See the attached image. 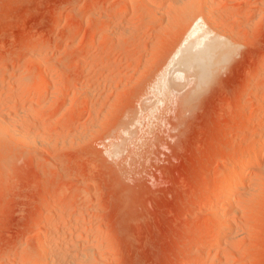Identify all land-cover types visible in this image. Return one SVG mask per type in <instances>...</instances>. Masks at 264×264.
<instances>
[{
	"label": "rangeland",
	"instance_id": "rangeland-1",
	"mask_svg": "<svg viewBox=\"0 0 264 264\" xmlns=\"http://www.w3.org/2000/svg\"><path fill=\"white\" fill-rule=\"evenodd\" d=\"M202 2L0 0V116L19 132L0 127V264L41 259L44 231L70 245L56 248L67 264H264V155L246 169L228 239L213 198L239 153L259 155L264 0ZM196 15L209 38L235 42L197 91L177 62ZM23 72L51 88L17 110Z\"/></svg>",
	"mask_w": 264,
	"mask_h": 264
},
{
	"label": "bare ground",
	"instance_id": "bare-ground-1",
	"mask_svg": "<svg viewBox=\"0 0 264 264\" xmlns=\"http://www.w3.org/2000/svg\"><path fill=\"white\" fill-rule=\"evenodd\" d=\"M188 1H190V0H188ZM203 0H201V2H202ZM210 1L212 2L213 0H204L203 2L205 3H201L202 5H207V6H209L210 5ZM134 2V1H133ZM161 1H159V3H160ZM195 2V1H194ZM131 3V2H130ZM165 3V2H164ZM191 3V2H190ZM198 3H199V1H198ZM129 4V3H128ZM186 4V3H185ZM155 5H157V4H155ZM193 5V4H192ZM212 5V4H211ZM120 6V5H119ZM131 6V5H130ZM194 6V5H193ZM195 6H196V3H195ZM198 6H199V4H198ZM198 6H196V7H198ZM157 7V6H156ZM189 7V6H188ZM203 9H204V6L202 7ZM213 8V7H212ZM122 9V8H121ZM133 9V8H132ZM157 9V8H156ZM209 9V10H208ZM194 10H195V8H194ZM198 10H199V7H198ZM206 10H208V12L206 11ZM205 11H206V18L207 19H214V18H211V17H213V15L211 16V14H212V11L210 10V8L208 7L207 9H206ZM187 11V10H186ZM124 12V11H123ZM133 12H134V9H133ZM194 12V11H193ZM197 12V11H196ZM201 12H203V10L201 11ZM118 13V12H117ZM135 13V12H134ZM134 13H132V14H134ZM190 14V13H189ZM220 14V13H219ZM97 15V14H96ZM193 15H195V14H193ZM197 15H199V13L197 14ZM195 16V20L194 21H192V23H193V25H192V27H191V31H189V35H188V39L186 40V42L184 43V45H182V47H180L179 48V51H177L178 53H177V62H178V65H179V68H180V70H179V72L180 73H185V75L187 74V76H189L190 78L192 77V76H194L193 78H195L196 77V79H197V89H196V91L198 90V88H199V90H200V87L203 85V83L204 82H206L205 84H207V82L210 80H208V81H206L212 74H213V72L214 73H216V71H217V69H219L218 67L220 66V65H225V64H223L226 60H227V58L229 57V56H231L230 54L233 52V48H232V46L233 45H231L232 43L231 42H228V41H226V40H222V36L221 35H218V37H213L212 36V38H209L208 37V32H206L207 30V25H206V23L205 22H203V20H204V14L202 13L201 15H203V17L201 16V17H199V16ZM94 16V15H93ZM186 16H188V15H186ZM211 16V17H210ZM134 17V16H133ZM209 17V18H208ZM215 17V16H214ZM99 18V17H98ZM119 18V17H118ZM205 18V19H206ZM115 19V18H114ZM191 19V18H190ZM210 19H209V21H210ZM193 20V19H192ZM99 21V20H98ZM131 21V20H130ZM207 21V20H206ZM215 20H213V23H210V24H213V26H215V22H214ZM208 22V21H207ZM212 22V21H211ZM222 22V21H221ZM189 23H191V22H189ZM209 23V22H208ZM216 24H217V22H216ZM99 25V24H98ZM191 25V24H190ZM222 25V24H221ZM220 25V26H221ZM212 26V25H211ZM219 26V27H220ZM224 26V25H223ZM222 26V27H223ZM209 27V26H208ZM216 27V26H215ZM222 27H220V28H222ZM97 28V27H96ZM102 28V27H101ZM188 28H189V26H188ZM206 28V29H205ZM224 28V27H223ZM210 29H212L211 27H210ZM226 29V28H225ZM206 30V31H205ZM213 30V29H212ZM215 30V29H214ZM214 30L213 31H211V34H212V32H214ZM102 31V30H101ZM187 31V30H186ZM218 32V31H217ZM99 33V32H98ZM214 34H216V33H214ZM223 35V34H222ZM219 36H221L220 38H219ZM224 37V36H223ZM224 39V38H223ZM226 39V38H225ZM235 43V42H234ZM233 43V44H234ZM236 45V44H235ZM236 47H237V45H236ZM237 49V48H236ZM235 49V47H234V50H236ZM232 54H234V53H232ZM176 56V55H175ZM175 56H174V59H175ZM38 58V57H37ZM174 61V60H173ZM39 64V63H38ZM176 65H177V63H176ZM40 66V65H39ZM43 66V65H42ZM221 66V67H222ZM6 67V66H5ZM41 67V66H40ZM43 68V67H42ZM224 68V67H223ZM223 68H221L222 70H223ZM174 70V69H173ZM177 70V69H176ZM178 71V70H177ZM220 71V70H219ZM28 72V71H27ZM170 72V71H169ZM18 73V72H17ZM18 76V79H19V83L21 84H26L27 86H26V88L25 89H20L19 91H18V98L17 99H15V100H13L12 101V103H11V105L13 106V107H16V109L18 108L17 106H21V104L23 103V101H25V99H27V98H32L33 100H34V98L35 99H39V101H40V99H41V101H42V99H43V97L45 98V96L47 95V93L49 92V89L51 88L50 87V84H49V82L48 81H46V83L48 82V84H41L40 83V80L42 79L41 78V75L39 76V77H37V79L36 78H32V76H31V74H25L24 72L23 73H19V74H17ZM177 75H178V73H177ZM182 75H184V74H182ZM184 75V76H185ZM258 75V74H257ZM263 75V74H262ZM168 76V75H167ZM213 76V75H212ZM260 76V75H259ZM170 77V76H169ZM176 77H178V76H176ZM175 77V78H176ZM211 78V77H210ZM189 80V79H188ZM195 80V79H194ZM260 80V79H259ZM163 81L164 80H162V84H163ZM167 81V80H166ZM258 81V80H257ZM18 82V81H17ZM44 82H45V80H44ZM171 83H174V80H173V82H171ZM258 83V82H257ZM23 84V85H24ZM159 84V83H158ZM165 84V83H164ZM168 84V86H169V83H167ZM167 84L166 85H164L165 87H166V89L168 88V86H167ZM255 84V83H254ZM258 85V84H257ZM171 86V85H170ZM195 86V85H194ZM204 86V85H203ZM254 86V85H253ZM63 87V86H62ZM164 87V88H165ZM173 87H175V86H173ZM260 87V86H259ZM258 87V88H259ZM22 88H24V86L22 87ZM160 88H161V86H160ZM54 89V88H53ZM169 90L171 89V87L170 88H168ZM13 90V89H12ZM160 90V89H159ZM51 91V90H50ZM55 91V90H54ZM59 92H57V95L54 97L56 100H60L64 95H63V91L64 90H61V89H59L58 90ZM161 91V90H160ZM191 91V90H190ZM194 92V91H193ZM252 92V91H251ZM15 93H16V91H15ZM54 93V92H53ZM3 94V93H2ZM1 93H0V103L2 102L1 100H2V95ZM160 94H162V92L160 93ZM190 94V93H189ZM250 95V94H249ZM16 96V97H17ZM53 96V95H52ZM75 97V96H74ZM53 98V97H52ZM53 98V99H54ZM63 98H65V97H63ZM54 99V100H55ZM254 99V98H253ZM252 99V100H253ZM10 100H11V98H10ZM53 100V101H54ZM55 100V101H56ZM255 100V99H254ZM257 100V101H256ZM255 101V108L256 109H261V110H263L264 111V96L262 97L261 96V98H257ZM31 101V100H30ZM242 101V100H241ZM11 102V101H10ZM9 102V103H10ZM42 104V103H41ZM183 105V104H182ZM9 106H10V104H9ZM45 106V105H44ZM47 106V105H46ZM52 106V105H51ZM11 107V106H10ZM242 107V106H241ZM43 108V107H42ZM47 108V107H46ZM247 109V108H246ZM18 110V109H17ZM41 110H45L44 108L43 109H41ZM47 110V109H46ZM255 110V109H254ZM15 111V110H14ZM252 111V110H251ZM258 113V112H257ZM2 116H4V115H2ZM23 118V117H22ZM254 118V117H253ZM28 119H30V118H28ZM251 119H252V116H251ZM255 119H257V118H255ZM8 121H10V120H7V119H5V116L4 117H1L0 116V127L2 128V129H5V130H7L6 132L7 133H11L10 135H14V137H15V135H17V137L16 138H18V135H19V132L18 131H15L13 128H15L16 129V127H13L15 124H11V122H8ZM13 121H14V119H13ZM12 121V122H13ZM30 121V120H29ZM244 121V120H243ZM16 122V121H15ZM19 122H20V120H19ZM9 123V124H8ZM14 123V122H13ZM25 123V122H24ZM244 123V122H243ZM242 123V124H243ZM251 123V122H250ZM259 123V122H258ZM264 123V122H263ZM254 124H255V122H254ZM13 125V126H12ZM253 125V124H252ZM11 126V127H10ZM255 126V125H254ZM13 127V128H12ZM259 127V126H258ZM0 128V129H1ZM22 128V127H21ZM25 128V127H24ZM30 128V127H29ZM26 129H27V127H26ZM238 129V128H237ZM241 129V128H240ZM259 129V128H258ZM18 130V129H17ZM3 131V130H2ZM2 131H0V134L2 133ZM4 132V131H3ZM21 132V131H20ZM240 132V131H239ZM244 132V131H243ZM257 132H259V134H260V137L258 138V152H255L256 154H259V155H255L254 154V152L252 153V154H249L248 153V155H249V157H248V159H247V161H246V158L244 157L243 159H241V157H243V155H245V153H243L242 151V153L240 154H238L237 156H238V159H235V160H233V162L232 163H230V165L228 166V167H226L219 175H217V178L216 179H218L219 181H222L223 182V184L220 186V188L219 189H217L218 191H214L215 193H214V196H213V198H215V200H217V202H219L218 204H220L219 206H220V209H219V215L220 216H218V214H217V212H216V215H217V218H221L220 219V222H222V224L224 225L222 228L224 229L223 230V234H222V236H223V238H227V236L229 237V235H233L234 234V232H233V229H232V226H233V223H235V219H234V221L231 219V217H229V214H230V212L234 209V205H235V202H237V198H239V194L242 192V190H243V188L245 187V186H247L246 185V182H248V181H246L247 180V168H250L251 170H253V172H254V169H256V167L258 166V164H259V161H260V158H261V156H263L264 155V127H261ZM247 133V132H246ZM29 134V133H28ZM33 134V133H32ZM9 135V136H10ZM26 135V134H25ZM20 136H21V134H20ZM19 136V137H20ZM34 136V135H33ZM240 136V135H239ZM1 137V136H0ZM23 137V139H24V136H22ZM29 137V136H28ZM245 137V136H244ZM26 138H27V136H26ZM242 138V137H241ZM254 139V138H253ZM30 140H31V138H30ZM37 140V139H36ZM251 140V139H250ZM239 141V140H238ZM237 141V142H238ZM249 141V140H248ZM21 142V141H20ZM236 142V141H235ZM247 142V141H246ZM36 143H37V141H36ZM247 143H249V142H247ZM256 143V142H255ZM43 144V143H42ZM245 144V143H244ZM252 144V143H251ZM241 145V144H240ZM253 145H255L254 143H253ZM257 145H255V146H257ZM35 147V146H34ZM251 147V146H250ZM254 147V146H253ZM249 150H250V148H249ZM235 152V151H234ZM244 152H246V150L244 151ZM251 152V151H250ZM228 154V153H227ZM247 154V153H246ZM234 155V154H233ZM247 155V156H248ZM224 156V155H223ZM225 157V156H224ZM234 158H236V157H234ZM241 159V160H240ZM242 160H245V161H242ZM261 162V161H260ZM261 164V163H260ZM227 165V164H226ZM261 166V165H260ZM224 168V167H223ZM249 170V169H248ZM257 170V169H256ZM263 170V169H262ZM256 172V171H255ZM256 174V173H255ZM259 174V173H258ZM257 174V175H258ZM256 175V176H257ZM255 176V177H256ZM252 177V176H251ZM250 177V178H251ZM249 180V179H248ZM259 180V179H258ZM216 181V180H215ZM255 182H257V181H255ZM217 183V182H216ZM219 183V182H218ZM259 183H262V181L261 182H259ZM258 183V184H259ZM261 185L262 184H260V187H261ZM264 185V184H263ZM210 186V185H209ZM215 186V185H214ZM217 188H218V185H217ZM255 188V187H254ZM210 190V192H211V189H209ZM208 190V191H209ZM215 190V189H214ZM244 190H245V188H244ZM248 190V189H247ZM249 191V190H248ZM252 191H255V190H252ZM251 192V191H250ZM255 193V192H254ZM209 192H208V197H209ZM262 194V193H261ZM206 195V194H205ZM239 195V196H238ZM254 195V194H253ZM262 196H264V195H262ZM261 196V197H262ZM210 197H212V194H211V196ZM241 197V196H240ZM211 200V199H210ZM213 200V199H212ZM239 200V199H238ZM209 201H207V203H208ZM213 202V201H212ZM240 202V201H239ZM256 202V201H255ZM210 203V202H209ZM216 203V202H215ZM238 203V202H237ZM242 204V203H241ZM258 204V203H257ZM238 205V204H237ZM54 206V205H53ZM210 207V206H209ZM258 207V206H257ZM260 207V206H259ZM237 208H239V207H237ZM236 208V209H237ZM244 208H245V206H244ZM253 208V207H252ZM58 209H59V207H58ZM210 209V208H209ZM208 209V210H209ZM214 209V208H213ZM218 209H217V211H218ZM53 210V209H52ZM57 210V209H56ZM211 210V209H210ZM239 210V209H238ZM237 210V211H238ZM257 211H259V210H257ZM261 211V210H260ZM208 212V211H207ZM211 212H212V210H211ZM240 213V212H239ZM245 213V212H244ZM235 215V214H234ZM241 215H242V213H241ZM243 216V215H242ZM248 216V215H247ZM254 216H256V215H254ZM259 216V215H258ZM232 218H235V217H232ZM232 220V221H231ZM50 221V220H49ZM246 222H248L247 220H245ZM251 221H253V219L251 220ZM250 221V222H251ZM206 222V221H205ZM219 222V223H220ZM233 222V223H232ZM255 222V221H254ZM48 223V222H47ZM74 223V222H73ZM78 223V222H77ZM202 223H204V222H201V224L200 225H202ZM237 223V222H236ZM64 224H67V222L66 223H64ZM210 224V223H209ZM216 224H217V222L216 223H214V221H213V223H211L210 225H208L209 226V229L213 232L214 230H215V228H216ZM221 224V223H220ZM221 224V225H222ZM242 224V223H241ZM43 225V224H42ZM50 225V224H49ZM72 225V224H71ZM219 225V224H218ZM67 226V225H66ZM72 226H75L74 224L72 225ZM207 226V227H208ZM46 227V226H45ZM44 227V228H45ZM65 227V226H64ZM218 227V226H217ZM234 227V226H233ZM243 227V226H242ZM241 227V228H242ZM76 229H79L80 227H79V224L75 227ZM221 228V229H222ZM40 229H42L41 227H40ZM82 230H80V234H79V236L77 235V239H78V241H79V239L80 240H82V238H83V240L85 241L86 239L88 240V239H90V237H91V232L90 233H87L85 230H83L84 228H81ZM49 230H51V229H49ZM241 230V229H240ZM64 231V230H63ZM74 231V230H73ZM245 231V230H244ZM70 232V231H69ZM207 232V231H206ZM220 232V231H219ZM238 232H240V231H238ZM238 232H237V234H238ZM71 233V232H70ZM74 233H75V231H74ZM243 233V232H242ZM255 233V232H254ZM66 234V233H65ZM256 234V233H255ZM72 235V234H71ZM253 235V234H252ZM251 235V236H252ZM52 236V235H51ZM50 236V237H51ZM67 237H68V235H66ZM218 236V235H217ZM70 237V236H69ZM68 237V238H69ZM75 237V236H74ZM212 237H214V236H212ZM212 237H210V238H212ZM220 237V236H219ZM52 238V237H51ZM53 238H54V236H53ZM60 238V237H59ZM218 238V237H217ZM230 238V237H229ZM232 238V237H231ZM235 238V237H234ZM71 239V238H70ZM228 239V238H227ZM238 239V238H237ZM55 240H56V238H55ZM58 240V239H57ZM57 240H56V243H58L57 242ZM60 240V239H59ZM74 240V239H73ZM76 240V239H75ZM213 240V239H212ZM224 240V239H223ZM51 239H49V236L47 235V232H45L44 231V234L41 236V239H40V243H39V248L38 249H40V250H42V253L44 252V256L41 258V259H37V258H35L33 255H32V253H30V252H25L24 251V253L22 254V260H21V262L20 261H18V262H20L19 264H59L60 262L61 263H63L62 261H64V259H65V257L64 256H62V258H63V260L61 259V253H59V252H57V250H58V248H59V246L62 248V246H65V245H59L58 246V248L54 245V247H53V243L51 244ZM62 241H63V239H62ZM52 242H55V241H52ZM61 242V241H60ZM224 242V241H223ZM230 242V241H229ZM241 242V241H240ZM218 243V242H217ZM221 243V242H220ZM225 243V242H224ZM64 244H65V242H64ZM77 244V243H76ZM228 244V243H227ZM233 244V243H232ZM66 245H68V244H66ZM212 245V244H211ZM230 245V244H229ZM70 245H68V246H65V247H69ZM56 248H57V250H56ZM61 248H60V252H62L61 251ZM215 248H216V246H215ZM68 249V248H67ZM30 250V249H29ZM62 250H63V248H62ZM83 250H84V248H83ZM229 250V249H228ZM235 250H237V249H235ZM234 250V252H236ZM23 251V250H22ZM92 251V250H91ZM213 251V250H212ZM75 252H77V251H75ZM63 253V252H62ZM77 253H79V252H77ZM76 253V255H79V254H77ZM86 253V252H85ZM237 253V252H236ZM95 254V253H94ZM75 255V254H74ZM73 255V256H74ZM82 255V254H81ZM84 255V254H83ZM85 255H87V254H85ZM226 255V254H225ZM224 255V256H225ZM18 256V255H17ZM68 256V255H67ZM72 256V255H71ZM72 256V257H73ZM209 256V255H208ZM229 256V255H228ZM235 256V255H234ZM4 257V256H3ZM75 257V256H74ZM210 257V256H209ZM19 258V257H18ZM71 258V257H70ZM77 258V257H76ZM80 258V257H79ZM81 258H82V256H81ZM93 258V257H92ZM211 258V257H210ZM213 258V257H212ZM71 259H73V258H71ZM205 259V258H204ZM4 260V259H3ZM62 260V261H61ZM70 260V259H69ZM76 260V259H75ZM75 260H73L74 262H75ZM77 260H78V258H77ZM227 260V259H226ZM65 261L67 262V260L65 259ZM64 261V264H67L66 262ZM72 261V260H71ZM87 261V260H86ZM229 261V260H228ZM68 262H70V261H68ZM73 262V263H74ZM78 262V261H77ZM82 262V261H81ZM89 262H91V258H90V261ZM214 262V261H213ZM72 262L70 263V264H73ZM76 263V262H75ZM227 263V262H226ZM80 264V263H79ZM210 264V263H209Z\"/></svg>",
	"mask_w": 264,
	"mask_h": 264
}]
</instances>
